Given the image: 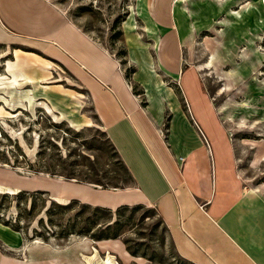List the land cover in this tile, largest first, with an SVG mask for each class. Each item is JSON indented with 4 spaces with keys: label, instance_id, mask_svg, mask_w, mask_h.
Returning a JSON list of instances; mask_svg holds the SVG:
<instances>
[{
    "label": "rangeland",
    "instance_id": "374dc122",
    "mask_svg": "<svg viewBox=\"0 0 264 264\" xmlns=\"http://www.w3.org/2000/svg\"><path fill=\"white\" fill-rule=\"evenodd\" d=\"M46 1L117 60L147 109L163 105V132L177 106L207 133L198 87L225 133L239 181L264 192V0H173V73L156 62L152 0ZM41 47L15 35L0 41V187L17 191L0 189V224L58 250L86 243L90 264H192L177 255L150 204L52 199L64 194L61 180L116 192L133 182L96 116L88 78ZM12 179L24 183L11 187Z\"/></svg>",
    "mask_w": 264,
    "mask_h": 264
},
{
    "label": "crops",
    "instance_id": "0c3cea01",
    "mask_svg": "<svg viewBox=\"0 0 264 264\" xmlns=\"http://www.w3.org/2000/svg\"><path fill=\"white\" fill-rule=\"evenodd\" d=\"M173 4V0H152L147 11L159 32L156 62L169 73L179 66ZM14 35L42 45L88 78L96 116L133 182L116 192L61 180L64 194L54 198L110 208L144 202L154 207L177 255L186 261L264 264V192L239 181L225 133L198 87L209 135L189 110L187 114L177 106L172 107L162 133L163 105L161 111L153 109L155 105L147 109L145 101L142 104L126 86L117 60L48 1L0 0V41ZM181 73V80L188 74L195 85L190 73ZM151 100L150 104L155 102ZM195 126L208 142L211 160ZM12 181L11 187L24 183ZM89 248L86 243L63 250L27 243L20 233L0 224V264H90L85 259Z\"/></svg>",
    "mask_w": 264,
    "mask_h": 264
},
{
    "label": "bare ground",
    "instance_id": "6f19581e",
    "mask_svg": "<svg viewBox=\"0 0 264 264\" xmlns=\"http://www.w3.org/2000/svg\"><path fill=\"white\" fill-rule=\"evenodd\" d=\"M206 63H208V62H206ZM206 63L201 64V66H200V64H199L198 68L200 69L201 67H202V68L206 67V66H207ZM205 65H206V66H205ZM0 189H2V190H6V191H8V192H10V191L17 192L16 190H13V189H6V188H3V187H0ZM52 199H56V198L53 197ZM56 200H58V199H56ZM59 201L64 202L63 200H59ZM99 264H112V263H111L110 260L105 259L104 261L100 262Z\"/></svg>",
    "mask_w": 264,
    "mask_h": 264
},
{
    "label": "built area",
    "instance_id": "2783aa9c",
    "mask_svg": "<svg viewBox=\"0 0 264 264\" xmlns=\"http://www.w3.org/2000/svg\"><path fill=\"white\" fill-rule=\"evenodd\" d=\"M192 121H193L194 125H196L193 119H192ZM195 127H196V126H195ZM196 128H198V127H196ZM198 131L200 132V135H201V137H202V140H203V141L205 142V144H206V147H207V150H208V156H210L208 142H206V139H205L204 135L202 134L201 130H199V128H198ZM162 133H163V131H162ZM181 159H182V158H181ZM210 160H211V156H210Z\"/></svg>",
    "mask_w": 264,
    "mask_h": 264
},
{
    "label": "trees",
    "instance_id": "16d2710c",
    "mask_svg": "<svg viewBox=\"0 0 264 264\" xmlns=\"http://www.w3.org/2000/svg\"><path fill=\"white\" fill-rule=\"evenodd\" d=\"M68 202H70V201H68ZM68 202H67V203H68Z\"/></svg>",
    "mask_w": 264,
    "mask_h": 264
}]
</instances>
